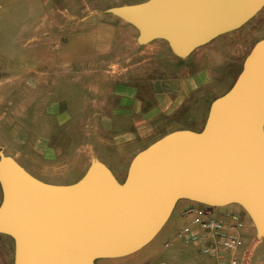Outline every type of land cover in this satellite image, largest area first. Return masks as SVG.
<instances>
[{"label": "water", "instance_id": "water-1", "mask_svg": "<svg viewBox=\"0 0 264 264\" xmlns=\"http://www.w3.org/2000/svg\"><path fill=\"white\" fill-rule=\"evenodd\" d=\"M264 0H145L104 11L132 26L140 46L163 40L178 58L234 31ZM0 234L13 264H96L147 245L179 200L237 205L264 238V37L199 131L168 132L130 160L123 180L97 157L69 184L45 182L0 148ZM155 264H168L158 262Z\"/></svg>", "mask_w": 264, "mask_h": 264}, {"label": "rangeland", "instance_id": "rangeland-1", "mask_svg": "<svg viewBox=\"0 0 264 264\" xmlns=\"http://www.w3.org/2000/svg\"><path fill=\"white\" fill-rule=\"evenodd\" d=\"M142 1L0 0V65L11 74L0 86V148L14 155L37 178L54 184L70 183L85 172L90 158L97 154L117 177V166L110 160L117 161L120 151L99 123L116 105L112 93L115 83H131L147 95L148 81L162 61L145 53L146 45L135 42L137 32L132 26L104 10ZM232 34L234 40L228 49L207 54L212 58L207 64L219 77L238 72L241 61L237 62L235 53L239 43L264 37V7ZM19 77H34L36 84L31 86ZM60 104L66 107L67 117L63 124H55L56 118L47 110ZM189 118L180 116L178 125L186 124ZM46 123L54 129L61 127L50 142L55 149L44 157L29 145L35 135L27 144L24 138L40 132ZM188 204L179 200L161 231L137 252L97 259L96 264H210L200 243L177 237L189 221L183 211ZM215 210L220 212L218 207ZM250 239L255 244L250 263L260 264L264 238L256 245L259 241L253 229ZM0 264H13V242L2 234Z\"/></svg>", "mask_w": 264, "mask_h": 264}, {"label": "crops", "instance_id": "crops-1", "mask_svg": "<svg viewBox=\"0 0 264 264\" xmlns=\"http://www.w3.org/2000/svg\"><path fill=\"white\" fill-rule=\"evenodd\" d=\"M232 33L233 31L221 34L206 44L197 47L190 54L194 55L191 61L187 60L190 55L186 58H178L171 52L165 41L154 40L144 46V51L150 54L152 58H157L162 62L158 64V72L150 77L148 81L147 95L141 94L139 88L131 83H115L112 93L116 99V105L112 107L108 116L102 117L98 127L107 132L110 143H113V146H116V150L120 151L119 155L121 156L117 158V161L116 159L110 160L113 165L117 166V171L115 172L119 180L124 179L132 157L158 138L177 129L194 131L202 129L210 103L231 87L241 69L240 66L235 75H232V72H228V76L219 77V75L212 73L207 64V62H211L212 58L210 56L212 53L220 49L229 48V45L234 40V34ZM261 38L250 43H239L237 46L238 50L235 53L237 62L241 61L242 65L244 58L254 43ZM8 53L10 54L11 52ZM2 70L0 86L6 83L11 76L6 67H2ZM19 78L31 86L36 84L34 77ZM218 79L221 80L219 83H217ZM21 84H23V81H21ZM47 112L56 118H54L55 124L56 122L63 124L66 120V107L63 104L57 106L56 109L48 108ZM182 115L190 118L186 124L178 125L177 120ZM171 124H173V127L168 129ZM58 127L61 126L56 125L54 129L50 123H46L40 132L24 138V144H27L28 139L35 135V141L29 145L32 146L35 152L47 157L51 153L50 151L55 149L50 142L60 133L57 129ZM162 128L164 131L160 132ZM12 143L20 145L16 140H13ZM136 146L141 147L136 148ZM85 147L92 150L97 149L96 146ZM123 151H126V153H122ZM12 157L16 159L14 155ZM96 157L102 161L100 155L97 154ZM79 178L70 183L77 181ZM238 207L237 205L220 207L218 208L220 209L218 213L238 214L244 222V229L240 232L244 244L248 247L253 246V240L250 239V236L254 228L246 214ZM261 241L256 242V245ZM254 247L255 244L253 249Z\"/></svg>", "mask_w": 264, "mask_h": 264}, {"label": "built area", "instance_id": "built-area-1", "mask_svg": "<svg viewBox=\"0 0 264 264\" xmlns=\"http://www.w3.org/2000/svg\"><path fill=\"white\" fill-rule=\"evenodd\" d=\"M215 209L189 201L183 210L189 221L177 237L187 243H200L210 264H251L253 246H246L240 234L243 220L236 213L219 214ZM260 264H264V259Z\"/></svg>", "mask_w": 264, "mask_h": 264}]
</instances>
